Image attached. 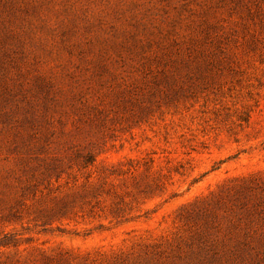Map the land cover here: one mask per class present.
Segmentation results:
<instances>
[{
    "label": "rangeland",
    "instance_id": "1",
    "mask_svg": "<svg viewBox=\"0 0 264 264\" xmlns=\"http://www.w3.org/2000/svg\"><path fill=\"white\" fill-rule=\"evenodd\" d=\"M0 264H264V0H0Z\"/></svg>",
    "mask_w": 264,
    "mask_h": 264
}]
</instances>
